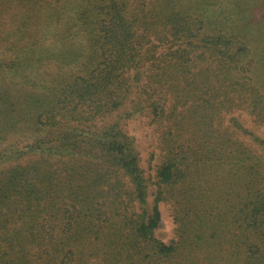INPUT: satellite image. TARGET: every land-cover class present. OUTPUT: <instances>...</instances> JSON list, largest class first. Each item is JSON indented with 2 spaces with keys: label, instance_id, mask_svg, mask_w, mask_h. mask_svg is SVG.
I'll return each instance as SVG.
<instances>
[{
  "label": "trees",
  "instance_id": "obj_1",
  "mask_svg": "<svg viewBox=\"0 0 264 264\" xmlns=\"http://www.w3.org/2000/svg\"><path fill=\"white\" fill-rule=\"evenodd\" d=\"M243 117L264 128V0H0V264H264Z\"/></svg>",
  "mask_w": 264,
  "mask_h": 264
},
{
  "label": "rangeland",
  "instance_id": "obj_2",
  "mask_svg": "<svg viewBox=\"0 0 264 264\" xmlns=\"http://www.w3.org/2000/svg\"><path fill=\"white\" fill-rule=\"evenodd\" d=\"M243 123L254 133L264 136V128L252 125V123L243 117ZM127 132L136 140V144L141 153L142 166L149 171V156L153 152L156 154L155 160L151 166L158 165L161 161L159 150L158 133L154 127L147 124L145 117H138L125 123ZM162 221L156 231V235L164 242H169L174 237L175 224L172 218L171 207L166 204H161Z\"/></svg>",
  "mask_w": 264,
  "mask_h": 264
}]
</instances>
